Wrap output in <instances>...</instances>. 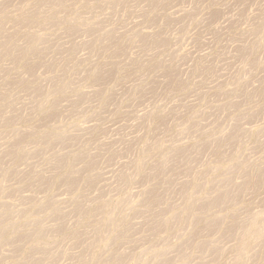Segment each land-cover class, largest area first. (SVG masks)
I'll list each match as a JSON object with an SVG mask.
<instances>
[{
    "label": "rangeland",
    "instance_id": "1",
    "mask_svg": "<svg viewBox=\"0 0 264 264\" xmlns=\"http://www.w3.org/2000/svg\"><path fill=\"white\" fill-rule=\"evenodd\" d=\"M0 264H264V0H0Z\"/></svg>",
    "mask_w": 264,
    "mask_h": 264
},
{
    "label": "bare ground",
    "instance_id": "2",
    "mask_svg": "<svg viewBox=\"0 0 264 264\" xmlns=\"http://www.w3.org/2000/svg\"><path fill=\"white\" fill-rule=\"evenodd\" d=\"M260 174V173H259ZM67 178V177H66ZM75 180V179H74ZM72 181V180H71ZM70 184V183H69ZM76 184V183H75ZM75 186V185H74ZM220 194H222V193H220ZM230 194V193H229ZM194 196V195H193ZM222 198V197H221ZM229 198V197H228ZM214 200V199H213ZM218 200V199H217ZM216 202V201H215ZM224 202V201H223ZM200 203V202H199ZM226 203V202H225ZM211 204V203H210ZM218 204V203H217ZM191 205V204H190ZM204 205V204H203ZM214 205V204H213ZM219 205H220V203H219ZM199 206V205H198ZM202 206V205H201ZM206 211V210H205ZM27 212V211H26ZM28 212H29V210H28ZM193 212V211H192ZM206 213V212H205ZM178 215V214H177ZM211 215V214H210ZM210 217V216H209ZM198 219V218H197ZM196 219V220H197ZM204 219V218H203ZM195 220V221H196ZM201 221V220H200ZM116 225V224H115ZM215 226V225H214ZM210 227V226H209ZM245 227V226H244ZM10 229V228H9ZM118 230V229H117ZM117 235V234H116ZM25 236V235H24ZM118 237V236H117ZM115 238V237H114ZM117 239V238H116ZM115 240V239H114ZM117 241V240H116ZM110 243H112V242H110ZM261 243V242H260ZM109 245H111V244H109ZM41 246V245H40ZM109 247V246H108ZM110 248V247H109ZM240 248V247H239ZM242 252V251H241ZM243 258V257H242ZM116 263V262H115Z\"/></svg>",
    "mask_w": 264,
    "mask_h": 264
}]
</instances>
